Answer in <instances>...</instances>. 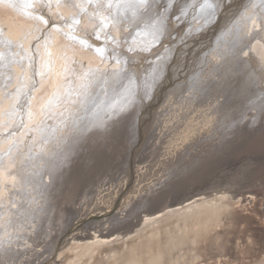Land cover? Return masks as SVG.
Instances as JSON below:
<instances>
[{"label":"bare ground","instance_id":"1","mask_svg":"<svg viewBox=\"0 0 264 264\" xmlns=\"http://www.w3.org/2000/svg\"><path fill=\"white\" fill-rule=\"evenodd\" d=\"M60 1L40 0L42 5H39V9L27 10L19 7L16 0H0V4H7L13 9L6 7V10L14 12L11 17L10 14L6 15L9 20L0 16V264H42L44 258L57 247L61 231L67 226L59 208L64 198L60 199L59 196L79 189L76 185L78 178L64 179L75 166L73 160L80 152L82 157L87 155L83 149L85 142L105 132L111 126L108 123L111 118L131 105L128 102L135 101L136 93L149 91L150 86H153L147 96L151 101L145 104L147 110L143 111L147 116H141L145 122L150 123L144 136L137 126L138 139L125 162L126 174L121 175L117 188L109 190L108 198L104 201L101 199L105 194L103 189L94 195L93 200L85 201L82 211L88 210V214L105 212L106 205L111 207L121 197V202L128 198L122 194L125 189H130L131 184L137 185L138 191L144 188L149 190L155 180L172 172L173 166L180 169L187 160L191 161L206 148L217 144L222 135H227L226 129L229 128L227 132L230 134V130L235 128V119L250 120L253 123L261 121L259 127L263 125L264 7L261 0L250 3L252 7L244 10L240 22L229 28H225L228 19L223 21V17L231 11L234 12L230 19L238 15L237 7L242 0H217L221 8L213 25L209 24L212 20L204 24L190 23L205 0L195 2L190 12L185 9L184 19L174 23L171 18L167 21V15H162L157 0H150L147 5L137 4L142 0H108L111 1L108 7H104L106 3L91 5L89 0ZM188 1L175 0L173 3L180 7L181 2L189 5ZM251 15L252 20L248 23L246 19ZM170 16L174 17L173 14ZM149 25L161 28L166 34L157 37L149 35L141 44L132 42L134 31L139 29L136 32H140ZM221 28L223 32L220 35L224 32L227 35L223 46L220 48L215 45L213 52L202 61V53L210 48L216 30ZM5 41L9 44H5ZM152 64L159 67L158 73L144 76L143 72ZM197 67L202 75L210 81L214 80L210 90L214 88L215 82L220 86L228 78L230 91L237 93L232 98L221 97L215 92L201 95L199 89L203 82L195 89L189 80ZM124 71L129 72L130 82L127 86L134 85L127 96H119L122 91L111 92L116 85L112 82ZM88 97L91 102L88 100L86 103ZM105 100L115 106L103 119L101 113L104 112ZM78 106L84 108L78 111ZM87 110L94 111L91 116L100 117L101 123L92 127L87 138L80 143L82 149L76 151L80 147L78 145L77 148H70L64 156L61 155V147L72 140V134L78 129L74 130L75 118L85 117ZM156 125V130L162 134L152 140L154 149L150 157L132 170L131 166L136 161L134 155L144 146L145 141H151L152 134L147 135ZM171 126L175 127L174 130L167 133ZM243 126L245 131L249 129L246 124ZM86 133L81 130L82 136ZM200 133L206 135L194 141L195 134ZM162 141L167 142L163 146L165 155L158 157L156 145ZM60 144L62 146L57 149ZM184 146L188 149L185 150ZM54 155L59 159L50 172V168L46 170L45 165ZM179 155H182L184 163L177 167L174 159ZM68 181L70 183L67 186ZM41 186V191L48 187L47 195H50L49 209L42 217V222L40 213L47 206L42 205L41 196L38 195ZM249 187L253 188L251 184ZM25 189L29 194L22 197ZM33 190L34 195L31 194ZM229 193L228 185L219 187L208 197H201L200 200L197 198L187 204L179 203L178 209L170 210L167 204L162 210H165L164 215L178 218L189 217L196 211H210L209 217L214 220L219 209H224V204L229 202ZM14 198L23 201L13 203ZM71 200L74 201L73 198ZM18 203L22 205L19 208ZM53 207L56 209L51 211ZM164 215L162 213V217ZM162 217L146 220L140 227L145 230L150 225L160 224ZM106 221H109L108 218ZM9 223H12L15 230L11 234H4ZM109 225L102 222L91 228L101 230ZM142 229H135L134 232L140 234ZM127 231L107 241L105 238L104 241L96 240L97 235L92 236V241L71 236L69 243H64V254L58 264H107L129 242ZM116 243L122 245L119 247ZM156 258L157 261H154L159 264L162 259ZM129 259H126L127 262L119 259L118 264H134ZM151 262L154 264L153 260Z\"/></svg>","mask_w":264,"mask_h":264},{"label":"rangeland","instance_id":"2","mask_svg":"<svg viewBox=\"0 0 264 264\" xmlns=\"http://www.w3.org/2000/svg\"><path fill=\"white\" fill-rule=\"evenodd\" d=\"M58 1L61 3L60 0ZM111 1L89 0V3L91 5L98 3L103 5L106 3L104 7H108L110 6ZM157 1L159 7L161 8L162 15H167V21L171 18L172 22L174 23L176 20L184 19L185 9L187 12L192 11L194 8V3L198 0H189V5L186 2L181 4V2L179 5L182 6L180 7L174 6L173 1L175 0ZM180 1L181 0H179V2ZM254 1L255 0H242V4L240 3V5L237 7L239 10L237 12L238 15L232 17L231 19L229 17L232 16L231 14L234 11L227 13L225 17H223V21L228 19L225 24V28H229L231 25L235 26V24H238L241 19L240 16L243 15L244 10L247 7L251 8L252 5H250V3L252 4ZM143 2L144 0L138 1L137 4L147 5V2H150V0H146L144 3ZM16 3L19 5V7L27 10H37L40 8L39 5H42L40 0H16ZM261 3L264 7V0H261ZM6 5H4V7L2 4H0V16H3L4 19L9 20L8 18L11 17L14 12L10 13L8 10H6L7 8L13 10L11 6ZM220 8L221 7H219L217 4V0H205L196 11V16L192 19V21H190V23L204 24L206 21L212 20L213 22L211 21L212 23L210 22L209 24L213 25L215 17H217V15L220 13ZM131 11L132 9H130V12ZM172 14L174 17L170 16ZM6 15H9V17L6 18ZM20 16H22V14H20ZM246 20L248 23H250L252 20V15ZM37 22L42 23L41 21ZM205 26L206 25H204V27ZM102 27L104 28V26ZM222 29L223 28L216 30L210 48L206 49L202 53L204 54L202 61H205V58L208 56V54L210 55V53L213 52L215 45L220 48L223 46L224 37L227 35L225 32V34L223 33V35H220V33L223 32ZM137 30L139 31V29ZM136 31H134L135 35L133 36L132 41L136 44L143 43L145 38L149 35L157 37L158 35L162 36L166 34L161 28H154L150 25L140 32ZM5 44L9 43L5 41ZM229 45H231V43H229ZM125 61L129 62L127 59H125ZM158 68V66L152 64L147 68V71L143 72V74L144 76L155 75L158 73ZM231 70L232 66L229 69V73ZM128 75L129 72L124 71L115 77V80L112 82V84L116 85L111 89L112 93L116 91H122L119 96H127V94L133 89L134 85L132 84L131 87L127 86L130 82ZM189 78V80L192 81L193 87H195V89L197 87L199 88L200 83L203 82V86L199 89V93L201 95L208 94L209 92H215L221 97L232 98L233 95L237 93V91H230L228 78L222 81L220 86H217L215 82L213 86L214 88L210 90L214 80L210 81L208 77H205L204 74L202 75V71L199 70L198 67ZM151 88H153V86H150V89ZM149 91L145 90L143 93H136L135 101L128 102L127 104L131 105L123 109L121 113H118L111 118V120L108 122L111 124V126L105 132L99 134L96 138H91L92 141L90 139L88 142H85L86 144H81L83 145V149L86 150L87 155H83L82 157V153L80 152L77 158L73 160V166H75L68 172V174H66L64 178H78L79 181L76 183V185H78L79 189L77 192L74 190L72 193L70 191V193L68 192L69 194L67 195L61 194L59 196L60 199L64 198V200L59 203V208L61 209L62 218L65 221V225L67 226H65L63 231H61L59 244L56 248H54L48 257L44 258L45 260L42 264H51L54 261L55 264H58L64 254V243H69L71 236L74 239L92 241L94 240L92 239V236L97 235L96 240L104 241L106 239L107 241L117 236L123 235L124 231L126 232V230L129 231H127V239L129 242L127 245H124V248H120V255H115L114 260L112 259V261H109L107 264H118L120 261H126V259L128 260L129 258L132 259L131 261L134 264H137L135 262H140V260L143 262H138V264H152L151 260H153V263L156 264L155 261L157 260L154 259L156 257V259H160L161 257L163 260V262H161L162 260H158L159 264H165L164 262H167L166 264H264L263 115V125H260V127L259 123L261 121L253 123L250 120L236 121L235 119V123L233 124L235 128L230 130V134L227 132L229 128L226 129L225 134L227 135H222V138H220L217 144H213V146L206 148L201 154L198 156L196 155L191 161L187 160L184 166H182L180 169H177L175 166H173L172 172L166 174V177L164 178L155 180L153 182V187L149 190L144 188L145 190L142 189L138 191L136 189L137 185L131 184L132 186H129L130 189H125L122 194L123 197L129 196L125 199L126 201L123 200L122 203L120 200L122 198L121 197L111 207L110 205H104L105 212H103L105 214L103 212H98L96 213V216L94 215L95 213L88 214V210L82 211L85 201L87 199L93 200L100 189H103V192L105 193L102 195L101 199L103 201L106 200L108 198L107 193H109V190L111 191L113 187L117 188L121 175L124 176V174H126L125 171L127 170V163L125 164V162L129 157L132 147H134L133 145L138 139H136V137H138L136 136L137 128L139 127L138 129L142 131L141 133L144 136L145 130L148 128L150 123V121H148L149 123L147 121L145 122V119L143 118L145 115L147 116L145 112L143 113V111L147 110L145 109V104L151 101L150 97H147L149 95ZM88 100L89 97L85 100L86 103ZM89 101L91 102V99ZM110 103L111 102H108L107 100L104 101V112L101 113L103 115V119L115 106L114 104L111 105ZM80 105L82 106V104ZM81 106H78V111L81 108H84V106ZM221 107H223V104H221ZM88 110L85 112V115L90 113L92 114L94 112H89ZM75 119L78 121L76 120V122H73V124L75 123L74 130L77 128L78 129L72 134V140L65 143L63 147H61L62 144H60V146L57 148L59 149L61 147L60 153L63 156L70 151V148H77L78 145L80 146V143L87 138L91 128L101 123L100 117L93 118L91 116L90 119H85V117H76ZM79 122H81V124ZM244 124L249 127L248 130L251 131L250 133L247 134L249 131H245L243 129ZM251 126L253 127L250 130ZM156 127L157 125L154 126L150 132H148L147 136L152 134L151 141L149 140L146 142L144 139V146L136 155H134V160L136 161H134L135 163L131 166L132 170H134L138 165L147 161L150 157L151 152L154 149L152 147V142L162 134L161 131L156 130ZM173 128L175 127L171 126L167 130V133H171L174 130ZM81 130L87 131V133L82 136ZM254 132H256V135ZM154 133H156L155 136L157 137L153 135ZM205 135L206 134L204 133L195 134L196 138L194 137V141H197V138H204ZM166 143V141H162L161 144L156 145L158 157L165 155L163 153V146H165ZM79 148L82 149L80 146L76 151H79ZM184 148L185 150L188 149L186 146H184ZM167 150H164V152ZM181 158L182 155H179L174 159V163L177 165V167L183 165L184 163ZM58 159L59 158H57L55 155L50 157L45 165L46 170H49L50 168L49 171L52 172V169ZM121 170L122 173L118 174L121 172ZM163 176L164 175H161L160 177ZM49 177L51 178V173L49 174ZM69 183V181L66 182V185L68 186ZM166 184L167 186H165ZM250 184L253 186V188L249 187ZM227 185L228 188H230L229 196H227V200L229 202L224 204V209H219L214 220L209 217L211 213L210 211L204 212L203 210L193 212V214L189 217L179 216V218L182 217L180 218V221L178 217L172 215L168 217V214L164 215L165 210H162L164 205H170L168 206V209L170 210L178 209L179 203H191L196 201L197 198L200 200L205 198V196L208 197V195L212 193L214 189L226 187ZM39 188L40 190L38 191V195L41 196L40 198L42 199V205L47 206L41 210L40 213V221L42 222V217L47 213L46 210L49 209L50 195H47V191H49L47 190L48 187H45L43 191H41L43 188L42 186ZM150 191L151 193H149ZM60 193H58V195ZM25 194H29L27 193V189H25L22 197L25 196ZM31 194H35L34 190L31 192ZM72 198L74 200L73 202H71ZM11 199L12 197L8 201L9 205H11ZM18 201L22 202L23 200L21 198L13 199V203ZM18 204V208L22 206L21 203ZM120 204L123 206H119ZM108 207H110L111 210H108ZM53 209L55 210L56 207H53L51 211H53ZM162 213L164 217H162ZM31 217L34 219L32 214ZM158 217H162V221L163 219L166 221H163V223L160 221V224L156 223L153 226L150 225V227H146L145 230L140 227L141 224H143L146 220L158 219ZM172 217H174L175 220L174 218L171 220L170 218ZM107 218L109 221H106ZM53 219L54 217L51 220ZM167 219H169V221ZM80 220L82 222H79ZM102 222L109 223L110 225L107 228L101 230L98 228H91L92 225ZM156 225H159L158 229ZM134 228L136 231L142 229L145 234L141 231L140 234L138 233V236V234L134 232ZM153 228L156 229L151 231ZM13 230H15V228H13L12 223H9L4 234H11ZM96 230H98V232H96ZM82 236L83 238L80 239ZM88 236L89 238H87ZM119 244L120 243L117 245L116 243V245L120 247L122 244ZM147 259L149 260V263L147 262Z\"/></svg>","mask_w":264,"mask_h":264},{"label":"water","instance_id":"3","mask_svg":"<svg viewBox=\"0 0 264 264\" xmlns=\"http://www.w3.org/2000/svg\"><path fill=\"white\" fill-rule=\"evenodd\" d=\"M90 118H91V113L85 116V119H90Z\"/></svg>","mask_w":264,"mask_h":264}]
</instances>
